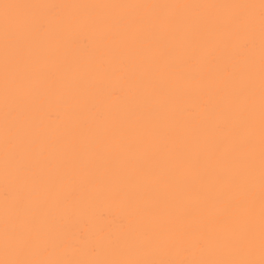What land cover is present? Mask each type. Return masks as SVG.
Listing matches in <instances>:
<instances>
[{
	"label": "bare ground",
	"instance_id": "1",
	"mask_svg": "<svg viewBox=\"0 0 264 264\" xmlns=\"http://www.w3.org/2000/svg\"><path fill=\"white\" fill-rule=\"evenodd\" d=\"M262 12L0 0V261L264 259Z\"/></svg>",
	"mask_w": 264,
	"mask_h": 264
},
{
	"label": "snow or ice",
	"instance_id": "2",
	"mask_svg": "<svg viewBox=\"0 0 264 264\" xmlns=\"http://www.w3.org/2000/svg\"><path fill=\"white\" fill-rule=\"evenodd\" d=\"M5 8L10 5L5 4ZM261 8L264 9V0H261ZM261 35L262 43H264V12L261 16ZM260 206H261V232H260V246L262 254H264V56H262V89H261V189H260ZM253 234L251 231L248 234L249 243L252 242ZM0 264H42L39 261L30 260H5L0 261ZM56 264V262H50ZM100 264H173L170 261H114V262H100ZM196 264H264V259L259 262L251 259H235V260H213V261H200Z\"/></svg>",
	"mask_w": 264,
	"mask_h": 264
}]
</instances>
